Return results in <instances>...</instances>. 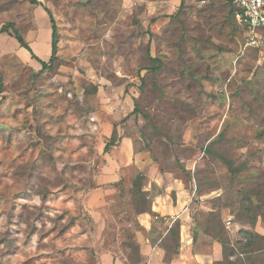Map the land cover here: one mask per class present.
<instances>
[{
  "label": "rangeland",
  "instance_id": "rangeland-1",
  "mask_svg": "<svg viewBox=\"0 0 264 264\" xmlns=\"http://www.w3.org/2000/svg\"><path fill=\"white\" fill-rule=\"evenodd\" d=\"M181 1L42 0L64 57L46 70L0 37L10 50L0 55V264H97L94 211L106 221L99 251L135 256L122 242L145 235L133 224L139 172L146 187L164 170L189 184L194 254L210 251L213 239L197 225L209 213L232 232L264 234V42L246 45L226 0H185L183 27L168 23ZM37 7L0 0V28L13 22L31 40ZM148 50L159 69L148 68ZM127 135L134 152L122 146ZM221 155L244 169L232 176ZM199 170L220 188L200 185ZM249 195L259 203L255 226L242 213ZM181 237L178 248L169 244L176 255Z\"/></svg>",
  "mask_w": 264,
  "mask_h": 264
},
{
  "label": "trees",
  "instance_id": "trees-1",
  "mask_svg": "<svg viewBox=\"0 0 264 264\" xmlns=\"http://www.w3.org/2000/svg\"><path fill=\"white\" fill-rule=\"evenodd\" d=\"M28 1L34 6H39V5L43 6L44 9L46 10V12L48 13V15L50 16L51 23H52V56H51L50 60L44 61V60H41L38 56H36V54L33 52L32 47L30 45V41H32V39L31 40L26 39L24 32H21L18 29V27L15 26V23L10 22L8 24H4L0 28V34H8L9 36L14 37L20 43V45L22 47L27 49L32 54L33 58H36L37 60H39L41 62L43 69H45V70L50 69L51 66L53 64H55V62L57 60L64 59V57H60V55L58 54L59 47H60L59 42L61 40V35L59 33V26L57 24L55 16L53 15V12L49 8L44 6V4L40 0H28ZM226 1H227V4L229 5L231 17H233V19H235L236 23L240 27H242L237 22V19L235 17V14L237 12V7L233 3V0H226ZM212 2L213 1L209 0L205 5H209ZM184 4H185V0H182L181 5L179 6V8H177V13L168 16L170 18L168 23H170L172 20L177 24V25L175 24L177 27H180V28L183 27L184 23H183L182 19L178 16V14H179V11H181V12L183 11ZM242 29L244 31L243 27H242ZM31 30H32L31 33L34 36L36 34V31H37L36 26L32 27ZM259 30L263 35V41L261 43V44H263V42H264V29L262 28ZM259 46H256V48ZM148 59H149V61L154 62V65H152L151 67H148V68L159 69V67L162 64L161 60L159 58L153 56L149 50H148ZM3 90H4V81H3V77H2L1 72H0V93ZM135 111H137V108H135V110L133 112H135ZM222 135H223V132L220 133L219 136L215 140H212L211 142H209V146L211 144H213L215 141L221 140ZM113 137L111 138L112 140L110 142H108L105 146L106 152L112 146L115 145V141H114ZM126 137L132 138L131 136H128V135L125 136L124 138H126ZM132 145H133V151H135L136 150V142L134 139H132ZM208 148H209V150H208ZM150 151H151L152 156L155 155L153 150H150ZM211 152L214 153V150L211 149L210 147H207V150L205 151V153L209 154ZM221 159H222V161L225 162V165L227 167V171L234 177L237 176L238 173L244 169V163H241L238 166H236L235 160H230L223 155H221ZM155 161H158L157 158L155 159ZM166 166H167V164H166ZM180 166L182 167V170L184 171L186 176H188L190 173L189 172L190 170H188L186 168V165H184V164H180ZM163 169H166L164 163H162V165H161V170H163ZM165 171L166 170H164L163 172H165ZM31 175H32L33 179L36 178L35 177L36 176L35 170H32ZM209 175H210V172L209 173L207 172V174H203V172L201 170H199L195 174L196 179L200 185L203 184L204 182H206V184L208 183L207 185L211 186V188H210L211 190L219 189L220 188L219 184L213 185V182H211V184H210L209 179H211V178L209 177ZM204 176H207V178L203 179ZM178 177H180V176H178ZM182 179L185 180L184 178H182ZM146 180H147V176L144 173L139 172L135 176V178L132 182V185H131V189H132L131 192L132 193L130 192L132 194L131 198L134 200L133 201L134 206H136L134 209L135 210L134 214H133L134 215L133 224L138 225V228L140 227L141 229H144V228H142V226L139 222V216L142 214H145V213H150L153 215L154 218L156 217V214L152 210V204H153V200L156 197V195H158L159 193L162 192V188H160L156 183H152L151 187L148 189L146 187V183H145ZM116 183H118V182H114L113 185L117 186L118 184H116ZM33 185L34 184H32V187H33ZM187 185H189V184H187ZM261 186L264 187V182L261 184ZM199 193L201 194V190H199ZM257 194L260 195V190L258 191ZM193 195H194V193H193ZM243 206H244V208H243L242 213H244L243 215L246 218L245 221L250 219L249 220L250 225L255 226L257 223V220H258V216H259L256 213V211L258 210V207H259V203L255 200H253L252 197H250V195H249V196H246V201H244ZM263 207H264V205L259 207V208L262 209ZM92 223L94 224L95 221L93 220ZM197 225H198V228H201L204 230V233L208 237H210L213 240H218L222 244L223 259L221 260V262H217L216 264H247L248 261H250L251 259H253V261H259L260 259L263 261V259H264V234H261V233L257 232L254 229H251V228H243V229H240L238 232H232L229 229V227H227L226 222L222 219L219 211L214 212V213H209L207 215L205 222L198 219ZM180 230H181L180 221H178V220L174 221L172 223L170 229L168 230V232H166L165 234L164 233L160 234L159 236H156V237L152 238V240H151L154 244H156V242L159 241L158 242L159 245L164 249V251H165V257H164L165 264H169L172 261V259L174 257H176V254L174 252H172L171 245H169V244L175 243L176 244L175 248L179 247ZM131 238L132 237H129L127 239L128 243H126L123 240L122 247L125 248L126 250H131L132 254H134L135 256L132 257L130 255V253L126 254L123 251V249H121V254L125 258L124 264H129V261L131 262V264H140L142 262V254H141V250H140V244L137 240H136L137 242L132 241ZM194 241H195V237H194Z\"/></svg>",
  "mask_w": 264,
  "mask_h": 264
},
{
  "label": "crops",
  "instance_id": "crops-1",
  "mask_svg": "<svg viewBox=\"0 0 264 264\" xmlns=\"http://www.w3.org/2000/svg\"><path fill=\"white\" fill-rule=\"evenodd\" d=\"M36 12L38 15V20L35 23L37 31L34 36L32 35L30 45L36 56H38L41 60L49 61L52 56L51 19L44 7L41 5L36 8ZM0 37H6L7 42L9 38L12 39L11 42L13 43L14 48H17L18 55L22 58V60L29 62L33 68L39 69L42 67L41 62L36 58H33L32 54L27 49L22 47L14 37L9 36L8 34H0ZM6 44L7 43L0 44V55L10 51ZM129 145H131V147L133 146L132 141L125 138L122 142V146L127 148ZM127 149H129V147ZM126 157H123L125 159H122L124 162L127 160ZM119 164L120 162H118L117 166H119ZM149 178L152 180L148 182L147 188L149 189L152 183H156L160 188H162V192L156 195L152 204V210L156 214V217L154 218L150 213H145L139 216V222L142 228H144L141 231L145 234L143 237L137 236L142 254V262L140 264H165L164 249L159 245V241L154 244L151 240L160 234L168 232L172 223L177 220L180 221L181 224L182 246L180 247L176 257H174L169 264H213L216 261L222 260L223 247L217 240H212L209 248L210 251L208 253L203 252L194 254L193 252L194 238L192 235L193 228L191 224L193 219L191 217L192 212L190 208L192 193L185 180L178 177L174 173H162L161 171H158L155 176ZM119 179L120 178L117 174L116 177L114 176L110 178L109 182L114 183L119 181ZM94 213L95 215H93V217L96 222L95 227L98 232L100 231L98 235H96L99 238L97 239L96 248L98 250V254L100 255V257L98 256L97 264H124L125 258L122 254L121 255L123 257L114 254L112 250L102 248V250L106 251H99L102 244L103 231L105 229L104 226L106 225V221L104 225V222L100 220V214L97 211H94ZM184 233L185 237L183 236Z\"/></svg>",
  "mask_w": 264,
  "mask_h": 264
},
{
  "label": "built area",
  "instance_id": "built-area-1",
  "mask_svg": "<svg viewBox=\"0 0 264 264\" xmlns=\"http://www.w3.org/2000/svg\"><path fill=\"white\" fill-rule=\"evenodd\" d=\"M207 0H201L205 3ZM237 7L235 17L244 28L247 46H259L263 35L259 29H264V0H233ZM230 224V221H227Z\"/></svg>",
  "mask_w": 264,
  "mask_h": 264
}]
</instances>
